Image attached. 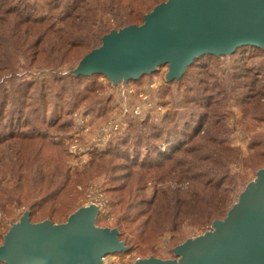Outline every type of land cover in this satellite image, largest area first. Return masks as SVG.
I'll list each match as a JSON object with an SVG mask.
<instances>
[{
    "label": "trees",
    "instance_id": "trees-1",
    "mask_svg": "<svg viewBox=\"0 0 264 264\" xmlns=\"http://www.w3.org/2000/svg\"><path fill=\"white\" fill-rule=\"evenodd\" d=\"M163 1L44 0L46 10L40 0H0V209L24 199L23 185L37 194L34 184L52 183L61 176V164L51 166L55 156L41 157L40 151L62 147L53 141L52 129L70 128L68 116L75 107L86 102L98 117L109 109V102L98 95L104 88L99 76H107L64 72L60 67L75 66L112 29L141 24ZM109 14L115 15L112 23L105 20ZM221 57L231 62L218 73L215 65ZM33 67L58 72L51 81L32 79ZM173 83L178 97L169 101L172 110L159 119L130 120L104 151L111 159L132 160L140 181L158 183L137 205L131 197L124 201L126 186L117 188L122 213L116 226L128 246L123 252L142 243L153 247L168 233L176 246L188 228L207 230L234 204L239 187L247 183L246 169L264 165L263 49L246 45L228 55L204 54L181 77L167 82ZM232 98L249 133L246 156L231 141L233 130L226 125ZM26 142L32 145L26 146L29 152L24 150ZM61 192L62 187H54L30 204V219L60 222L53 204L42 218L36 215Z\"/></svg>",
    "mask_w": 264,
    "mask_h": 264
},
{
    "label": "water",
    "instance_id": "water-1",
    "mask_svg": "<svg viewBox=\"0 0 264 264\" xmlns=\"http://www.w3.org/2000/svg\"><path fill=\"white\" fill-rule=\"evenodd\" d=\"M264 50V0H166L141 24L112 29L79 62L75 74L100 73L118 85L167 65L179 78L204 54L228 55L241 46ZM98 205L73 211L64 222L32 221L26 210L0 244L5 264H104L128 249L117 227L97 224ZM11 222V221H10ZM175 258L149 256L134 264H264V166L210 230L174 248Z\"/></svg>",
    "mask_w": 264,
    "mask_h": 264
},
{
    "label": "rangeland",
    "instance_id": "rangeland-1",
    "mask_svg": "<svg viewBox=\"0 0 264 264\" xmlns=\"http://www.w3.org/2000/svg\"><path fill=\"white\" fill-rule=\"evenodd\" d=\"M40 3L45 5L44 0H40ZM44 8L47 10L46 5ZM105 20L112 23L115 21V15L109 14L105 17ZM230 62L231 58H219L215 65L217 72L223 70ZM77 65L78 63L75 66L72 63H67L59 70L72 71ZM167 71V65L160 66L150 74H145L136 80H128L123 84L120 83V85L113 84L108 77L99 76L104 88L98 95L104 102H109V109L106 114L98 117L96 112L88 110L89 106L86 102L80 103L75 107L70 118L68 116L71 121L70 128L67 130L57 129L56 127L52 129L53 141L58 142L62 147L40 151V156H55V161L52 162L51 166L55 167L57 164H61V176L54 178L52 183L34 184L37 194L30 193L28 188L23 185L26 188V193L21 198L24 199H14L6 204L5 210L0 209V236L8 231L11 223L19 220L30 204L39 201L40 197L46 195L54 187H62L61 194L55 203H45L41 208H38L37 219L42 218L43 214L53 207V204L59 214V219L57 216L55 218L60 222H64L77 208L95 202L100 205L97 224L117 227L116 221L122 213V206L118 202L121 191L117 192V188L120 189L126 186L124 201L128 202L131 197L135 205L139 204L142 198L149 197L158 183L154 180L145 182L146 178L140 181L139 175L135 174L138 168L133 169L132 160L120 156L111 159L109 158L111 156L104 154V151L109 149L112 140L120 134L130 120H142L147 116L159 119L166 112L173 109V104L169 101L173 97H178V90L176 83L168 86L167 82H170V80L165 77ZM57 72L46 67H33L29 72V76L32 79L51 81ZM138 106H141L142 114L135 117L134 109ZM228 107L229 114L226 118V125L233 130L231 141L242 149V156H246L249 133L243 130L241 125V109L233 98L229 99ZM104 123L107 127L105 132L103 130ZM112 124L118 125V130L108 137L109 127ZM260 128L264 131V122L261 123ZM27 143L24 144L25 152H29L26 146L32 147ZM233 167L238 169L239 164L235 163ZM259 169H246L247 183L239 187V194L235 197L234 203L246 186L256 179ZM56 179L58 181H55ZM137 187L142 189H137ZM68 213L70 214L67 216ZM211 227L207 230H210ZM207 230L199 231L192 227L188 228L185 232L186 238L183 241L201 235ZM2 242L3 240L0 239V244ZM175 243L171 234L168 233L156 241L153 247L142 243L137 248L133 247L127 252L118 251L109 254L105 257L104 264H134L138 259L149 256L162 259L175 258L174 248L180 244L173 246Z\"/></svg>",
    "mask_w": 264,
    "mask_h": 264
},
{
    "label": "built area",
    "instance_id": "built-area-1",
    "mask_svg": "<svg viewBox=\"0 0 264 264\" xmlns=\"http://www.w3.org/2000/svg\"><path fill=\"white\" fill-rule=\"evenodd\" d=\"M121 84H123V83H121ZM118 85H120V84H118ZM141 114H142L141 106L140 107L139 106L136 107L134 109V116L135 117H139ZM103 125H104V129L103 130L105 132L107 130V127L105 126V123ZM109 129H110V132L108 134V137H109V135H112V134H115L116 133V130H118V125L112 124V125H110ZM98 132H101V131H98ZM93 203H95V202H93ZM95 204L98 205V208H99V211H100V205L98 203H95Z\"/></svg>",
    "mask_w": 264,
    "mask_h": 264
}]
</instances>
